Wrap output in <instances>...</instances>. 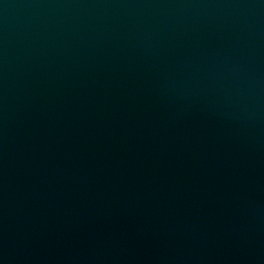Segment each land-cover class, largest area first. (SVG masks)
<instances>
[{
    "label": "water",
    "instance_id": "95a60500",
    "mask_svg": "<svg viewBox=\"0 0 264 264\" xmlns=\"http://www.w3.org/2000/svg\"><path fill=\"white\" fill-rule=\"evenodd\" d=\"M0 264H264V0H0Z\"/></svg>",
    "mask_w": 264,
    "mask_h": 264
}]
</instances>
